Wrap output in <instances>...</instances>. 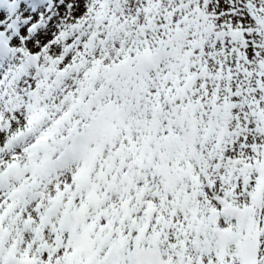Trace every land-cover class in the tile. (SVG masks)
Returning a JSON list of instances; mask_svg holds the SVG:
<instances>
[{
    "label": "snow or ice",
    "instance_id": "1",
    "mask_svg": "<svg viewBox=\"0 0 264 264\" xmlns=\"http://www.w3.org/2000/svg\"><path fill=\"white\" fill-rule=\"evenodd\" d=\"M0 264H264V0H0Z\"/></svg>",
    "mask_w": 264,
    "mask_h": 264
}]
</instances>
